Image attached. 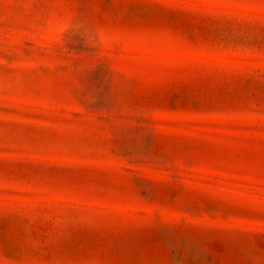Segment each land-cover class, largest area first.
I'll return each mask as SVG.
<instances>
[{
	"label": "rangeland",
	"instance_id": "rangeland-1",
	"mask_svg": "<svg viewBox=\"0 0 264 264\" xmlns=\"http://www.w3.org/2000/svg\"><path fill=\"white\" fill-rule=\"evenodd\" d=\"M0 264H264V0H0Z\"/></svg>",
	"mask_w": 264,
	"mask_h": 264
}]
</instances>
